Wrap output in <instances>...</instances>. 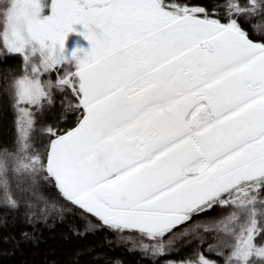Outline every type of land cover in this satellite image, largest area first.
I'll return each instance as SVG.
<instances>
[{"label": "snow or ice", "instance_id": "obj_1", "mask_svg": "<svg viewBox=\"0 0 264 264\" xmlns=\"http://www.w3.org/2000/svg\"><path fill=\"white\" fill-rule=\"evenodd\" d=\"M0 16L4 47L24 66L11 85L18 135L14 151L0 150V206H23L33 225L62 220L70 210L62 199L82 210L74 235L107 228L153 259L214 232L207 250L223 264H264L256 243L264 233V0L212 9L193 0H8ZM74 25L91 47L73 51L69 66L62 53ZM54 90L70 93L63 107L74 125L38 128ZM36 132L46 140L39 148ZM217 207L228 211L193 221ZM167 264L217 261L197 250Z\"/></svg>", "mask_w": 264, "mask_h": 264}, {"label": "trees", "instance_id": "obj_2", "mask_svg": "<svg viewBox=\"0 0 264 264\" xmlns=\"http://www.w3.org/2000/svg\"><path fill=\"white\" fill-rule=\"evenodd\" d=\"M7 2L8 0H0V9ZM193 2L212 9L223 0H193ZM244 2L245 0H241V3ZM220 11L222 13L223 9L221 8ZM241 22L251 34L250 24L245 23L243 19ZM252 23H257V20L254 19ZM0 31H3L2 16H0ZM77 49L72 48L69 50V55L64 57V62L67 65L74 66L75 61L72 59V53ZM81 53L82 56L83 52ZM23 70L22 57L18 54L8 53L4 47L3 38L0 37V150L14 151L16 148L17 113L12 106L10 93L14 79L23 75ZM51 79L56 80L55 72L51 74ZM66 96H70V93H60L54 90L53 105L46 106L43 114L37 116L38 128L46 123L60 124L61 127L74 125L73 115L64 112L63 104L67 102ZM62 115H67L68 119L61 120ZM33 140L38 148L42 141L46 144L45 138L41 137L39 132L33 134ZM45 191L58 198L54 188L45 186ZM60 203L64 204L66 209H70L64 212L62 220L53 215L47 223L39 222L33 225L24 222L25 208L23 206L18 210L0 206V264H112L114 260H120L122 264H167L169 260L194 259L197 250L209 259L216 260L217 264H223V257L207 250L209 245L217 244L214 232L200 231L204 240L203 244L199 239L185 237L177 241L176 250L168 255L153 259L139 251H128L132 244L130 242L122 243L118 235L107 228H100L94 233L90 232L83 236L74 235L72 226L79 228L84 224V220L81 218L82 210L67 204L62 199H60ZM227 211L228 209L217 207L201 216L193 217V221L219 218ZM88 218L93 223L99 224V221L94 217L88 216ZM183 227L181 226L175 231H181ZM25 231L31 234V238L28 240H24L21 236V233ZM124 235L127 236L129 233ZM131 235L138 239L135 234ZM188 240H191V243H187ZM145 242L148 243V241ZM78 252L82 254L77 255ZM98 254L102 255L100 258L94 259L93 257Z\"/></svg>", "mask_w": 264, "mask_h": 264}, {"label": "rangeland", "instance_id": "obj_3", "mask_svg": "<svg viewBox=\"0 0 264 264\" xmlns=\"http://www.w3.org/2000/svg\"><path fill=\"white\" fill-rule=\"evenodd\" d=\"M84 31L85 29L83 28L82 25H74V31L70 33L66 39L65 48L62 53L63 57L69 55V50H71L72 48H78L84 51L90 49L91 47L90 43L84 38L83 35L80 34L83 33ZM81 58H83V55L81 56ZM256 243L264 244V235L261 234L260 236H258L256 238Z\"/></svg>", "mask_w": 264, "mask_h": 264}]
</instances>
